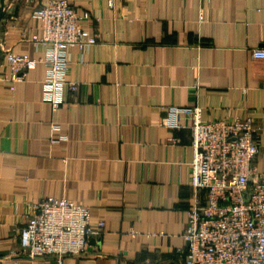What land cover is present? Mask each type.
Listing matches in <instances>:
<instances>
[{"label":"crops","instance_id":"crops-1","mask_svg":"<svg viewBox=\"0 0 264 264\" xmlns=\"http://www.w3.org/2000/svg\"><path fill=\"white\" fill-rule=\"evenodd\" d=\"M47 0H5L0 20V264H55L19 252L18 232L40 198H66L105 228L62 264H184L182 233L194 188L189 119L160 124L168 106H198L203 121L250 117L264 175V0H69L85 38L69 50L62 104L42 99L38 63L10 88L6 49L45 47L32 10Z\"/></svg>","mask_w":264,"mask_h":264},{"label":"built area","instance_id":"built-area-1","mask_svg":"<svg viewBox=\"0 0 264 264\" xmlns=\"http://www.w3.org/2000/svg\"><path fill=\"white\" fill-rule=\"evenodd\" d=\"M114 8L116 0H106ZM40 22V33L30 40L45 47V55L31 58L6 49L4 61L10 73L3 79L10 88L25 79L38 63L46 71L42 99L52 107L62 104V89L76 90L69 81V50L82 51L94 42L85 38L78 14L69 0H47L32 10ZM264 58V48L251 50ZM189 119L192 160L189 184L195 194L188 210L184 241V264H264V175L256 169L258 132L250 117L216 118L203 121L198 106H168L160 124L170 129L184 127ZM19 228V252L30 258L52 257L62 264L67 255H83L90 239L105 228L89 223V209L66 198L45 196L36 201Z\"/></svg>","mask_w":264,"mask_h":264},{"label":"water","instance_id":"water-1","mask_svg":"<svg viewBox=\"0 0 264 264\" xmlns=\"http://www.w3.org/2000/svg\"><path fill=\"white\" fill-rule=\"evenodd\" d=\"M4 7H5V0H0V20L4 11Z\"/></svg>","mask_w":264,"mask_h":264}]
</instances>
